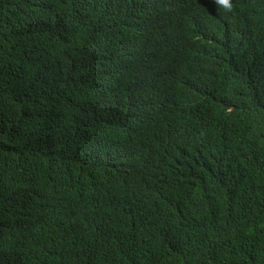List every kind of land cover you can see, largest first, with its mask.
Masks as SVG:
<instances>
[{"label": "trees", "instance_id": "obj_1", "mask_svg": "<svg viewBox=\"0 0 264 264\" xmlns=\"http://www.w3.org/2000/svg\"><path fill=\"white\" fill-rule=\"evenodd\" d=\"M166 1L0 0V264H264V0Z\"/></svg>", "mask_w": 264, "mask_h": 264}, {"label": "clouds", "instance_id": "obj_2", "mask_svg": "<svg viewBox=\"0 0 264 264\" xmlns=\"http://www.w3.org/2000/svg\"><path fill=\"white\" fill-rule=\"evenodd\" d=\"M217 4L224 5L228 10H230L229 0H215ZM136 8H139V11H135ZM125 9V8H124ZM127 18L124 21L130 30L135 32L136 28L140 29L145 36H152L157 33H161L164 37L169 36H176L179 35L181 32H185L188 35L190 33L179 30L173 25H170L166 22V16L169 13V17L171 18L175 11H176V4L173 1L167 2L166 0H134V6L132 12L127 11ZM152 20V24H138L141 21H149ZM172 21V20H171ZM159 77L154 73L153 78H151L148 82H144L142 77L136 74L135 82L142 86L145 89H152V88H161L162 90L165 89V93L168 94V85L175 81L174 77L171 76L168 78L165 84V87L160 86L158 84ZM191 80H188L185 83H189ZM169 95V94H168ZM170 96V95H169ZM174 97V94L172 95ZM172 102V98H171Z\"/></svg>", "mask_w": 264, "mask_h": 264}, {"label": "snow or ice", "instance_id": "obj_3", "mask_svg": "<svg viewBox=\"0 0 264 264\" xmlns=\"http://www.w3.org/2000/svg\"><path fill=\"white\" fill-rule=\"evenodd\" d=\"M225 2H226V0H225Z\"/></svg>", "mask_w": 264, "mask_h": 264}]
</instances>
